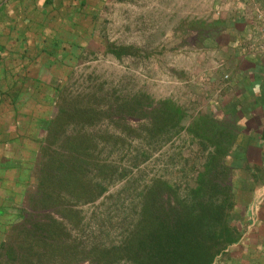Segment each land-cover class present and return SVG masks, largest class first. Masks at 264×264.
Wrapping results in <instances>:
<instances>
[{"label":"rangeland","instance_id":"rangeland-1","mask_svg":"<svg viewBox=\"0 0 264 264\" xmlns=\"http://www.w3.org/2000/svg\"><path fill=\"white\" fill-rule=\"evenodd\" d=\"M254 5L264 9V0H104L97 6L96 20L84 43L87 52L63 73L62 100L57 98L53 111L56 113L59 104L72 111L75 116L66 120L63 133L93 137L98 144L97 160L112 166L107 172L117 169L114 176L124 174L94 201L71 204L78 211L75 224H66V235L58 237L72 241L78 256L92 243L118 241L119 228L114 222L120 204L115 195L123 185L134 193L131 188L144 187L154 177L179 182L201 170L206 152L199 149V139L188 133L187 126L199 114L211 112L216 120H231L223 93L235 87L254 90L253 83L241 84L247 67L243 60L252 59L255 65H249V70L254 71L256 60L264 58L248 51L244 42L250 33ZM254 95L245 100L247 104L237 105L239 114L248 113L252 119L241 123L233 139L234 151L223 160L229 166L231 187L243 194V200L248 191L251 193L243 213L246 224L212 264H238L242 251L246 247L251 250L256 236L264 232L258 216L264 202V160L256 149L264 140V130L251 125L259 120L258 113H251ZM126 99L130 111L136 101L144 102L146 117L118 118L110 106ZM168 100L182 109L181 129L167 128L161 135L141 131L149 124L151 112ZM91 109L101 112L96 119L84 116L93 112ZM141 146L149 153L143 160L136 150ZM136 157L140 162H134ZM259 169V180L252 179L251 172L257 175ZM136 178L140 182L135 184ZM232 195L238 206L235 219L242 214L241 198ZM127 199L134 198L128 196L124 204ZM46 213L61 220L54 210Z\"/></svg>","mask_w":264,"mask_h":264},{"label":"trees","instance_id":"trees-1","mask_svg":"<svg viewBox=\"0 0 264 264\" xmlns=\"http://www.w3.org/2000/svg\"><path fill=\"white\" fill-rule=\"evenodd\" d=\"M74 1L79 7L70 13L71 19L61 16L49 34H40L42 41L50 45L49 52L46 48L42 51L53 56V60H42L44 64L39 66L48 75L18 80L24 90L31 89L28 97L37 107L24 114L25 121L18 130L22 135L10 147L12 156L0 158V264H73L85 260L90 264H212L245 226L243 213L251 199L250 191L243 200V194L231 187L229 166L224 164L226 156L234 151L233 139L246 119L237 107L229 112L231 120L217 122L211 112L199 114L187 126L188 133L199 139V149L206 152L201 170L195 175L179 182L154 177L144 187L131 188L134 193H129L126 184L122 186L115 195L120 204L115 210L114 223L119 228L115 244L92 243L78 256L72 241L58 237L66 235V224H73L78 216L71 204L94 201L124 174L114 176L117 169L107 172L112 166L97 160L98 144L93 137L63 133L66 120L75 116L72 111L62 104L56 107V113L53 111L57 98L62 100L63 73L86 50L89 28L96 20L97 6L104 0ZM8 97L1 98L2 102L11 105L19 101ZM122 101L110 106L118 118L146 117L144 102L136 101L130 111L129 100ZM162 105L151 112L149 124L141 131L161 135L167 128L181 129L182 109L169 100ZM91 110L84 114L88 119H96L101 113ZM78 115L82 116L80 112ZM136 150L142 155L140 160L149 155L143 146ZM138 159L134 162H140ZM250 175L259 180L261 170ZM139 180L133 181L136 184ZM232 193L241 198L242 214L235 219L232 217L238 206ZM128 196L134 199L124 204ZM50 210L57 212L61 220L46 213ZM262 253L264 241L257 240L251 250L246 247L242 251L238 264H264Z\"/></svg>","mask_w":264,"mask_h":264},{"label":"crops","instance_id":"crops-1","mask_svg":"<svg viewBox=\"0 0 264 264\" xmlns=\"http://www.w3.org/2000/svg\"><path fill=\"white\" fill-rule=\"evenodd\" d=\"M44 1L0 0V158L12 156L10 147L13 146L15 139L22 135L18 130L22 129L25 121L24 114L32 112L34 106L37 107L33 104L32 97H28L31 89L26 86L28 90H24L18 80L48 75V71L41 70L39 66L44 64L42 60H53V56L45 52L46 50L49 52V42H43L40 34H49L50 30L60 23L58 18L61 16L71 19L70 13L79 7L74 5V0H48L49 3ZM94 1L98 3L101 0ZM43 48H46L45 51H42ZM243 61L247 63V67L242 71L241 84L253 83L254 90L243 87L231 88L223 93L222 99L226 109L232 112L233 109L238 108L239 102L243 104L244 97L248 98L255 94L256 102L251 106V113L253 111L258 113L259 120L255 121L256 125H251L264 130V58L256 60L254 71L249 70L250 66L255 65L252 59ZM25 65L30 66L22 67ZM8 96L19 98V101L11 105H8L6 100L2 102L1 98ZM24 96L25 98L22 99ZM249 115L245 114V120L251 118ZM256 149L261 155L260 160L263 161L264 140L257 143ZM6 169L9 170L10 167ZM262 204L258 216L264 219V202ZM261 224H264V221H261ZM256 240L264 241V232L257 235ZM262 254L264 256V253Z\"/></svg>","mask_w":264,"mask_h":264},{"label":"built area","instance_id":"built-area-1","mask_svg":"<svg viewBox=\"0 0 264 264\" xmlns=\"http://www.w3.org/2000/svg\"><path fill=\"white\" fill-rule=\"evenodd\" d=\"M244 42L247 50L264 55V9L260 5H254L250 18V33ZM223 78H228L225 74Z\"/></svg>","mask_w":264,"mask_h":264}]
</instances>
